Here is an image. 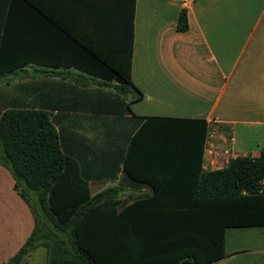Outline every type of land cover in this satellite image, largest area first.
I'll return each mask as SVG.
<instances>
[{
	"label": "trees",
	"instance_id": "obj_1",
	"mask_svg": "<svg viewBox=\"0 0 264 264\" xmlns=\"http://www.w3.org/2000/svg\"><path fill=\"white\" fill-rule=\"evenodd\" d=\"M65 2L83 30L66 36L77 48L73 59L87 58L82 66L75 64L78 72L90 85L114 81L120 95L135 91L132 100L140 99L130 78L135 0ZM39 10L35 0H0V14L7 16L0 23V83L33 62L31 51L19 50L31 44L32 34L11 32V16ZM187 28L182 11L177 29ZM50 73L62 79L68 74ZM118 100L98 111L116 112ZM127 112L125 104L122 113ZM207 132L203 120L146 118L125 152L103 153L101 174L117 173L121 166L119 185L92 195L97 148L84 138L79 148L67 146L47 112L10 98L0 106V166L12 176L34 228L3 264H21L39 247L46 250L44 264H210L225 257L226 228L264 226L259 192L264 149L257 157H235L220 169L203 171ZM128 181L150 187L153 194L120 209ZM164 187L169 191H161Z\"/></svg>",
	"mask_w": 264,
	"mask_h": 264
},
{
	"label": "crops",
	"instance_id": "obj_2",
	"mask_svg": "<svg viewBox=\"0 0 264 264\" xmlns=\"http://www.w3.org/2000/svg\"><path fill=\"white\" fill-rule=\"evenodd\" d=\"M35 2L39 11L11 16V32L32 34L31 44L19 50L31 51L33 62L10 77H16L18 100L47 112L67 146L79 148L84 138L97 148L96 171L82 166L94 177L92 195L119 185L121 166L117 173L101 174L103 153L125 152L146 118L197 119L207 123L208 132L213 128V139L205 140L203 171L220 169L235 157H257L264 149V0H135L130 78L141 93L138 100H132L135 91L120 95L114 81L90 85L75 67L87 58L73 59L77 48L66 37L83 33L78 16L67 11L65 0ZM182 11L185 31L177 29ZM5 17L0 14L1 24ZM54 71L68 73L67 78ZM102 74L108 75L104 66ZM117 97L116 112L98 111ZM125 104L130 113H122ZM121 194L120 209L153 191L128 181ZM33 228L30 209L0 166V264L15 255ZM224 252L210 264H264V226L226 228ZM41 256L47 257L46 250L36 248L21 264H40L34 259Z\"/></svg>",
	"mask_w": 264,
	"mask_h": 264
},
{
	"label": "rangeland",
	"instance_id": "obj_3",
	"mask_svg": "<svg viewBox=\"0 0 264 264\" xmlns=\"http://www.w3.org/2000/svg\"><path fill=\"white\" fill-rule=\"evenodd\" d=\"M16 77H8L3 79V81L0 83V94L2 93L3 95H0V99L4 100L3 102H0V106L3 104H7L10 101V98H13L17 95L16 93ZM39 259V260H38ZM34 259V262L37 261L40 264H44L47 257L41 256L40 258Z\"/></svg>",
	"mask_w": 264,
	"mask_h": 264
},
{
	"label": "built area",
	"instance_id": "obj_4",
	"mask_svg": "<svg viewBox=\"0 0 264 264\" xmlns=\"http://www.w3.org/2000/svg\"><path fill=\"white\" fill-rule=\"evenodd\" d=\"M214 131L215 130L213 128H211L209 130V132L207 133V137H206L207 142H209V141H211L213 139V137H214ZM213 150H214V147L211 144L207 148V154L212 155L213 154ZM260 185H261V188H260L259 192L264 196V180L260 181Z\"/></svg>",
	"mask_w": 264,
	"mask_h": 264
}]
</instances>
